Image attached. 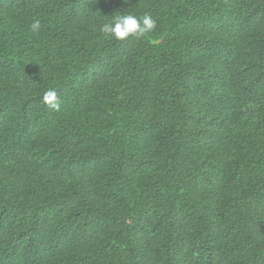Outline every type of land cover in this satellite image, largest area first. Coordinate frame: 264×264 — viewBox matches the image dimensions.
<instances>
[{"label":"trees","instance_id":"1","mask_svg":"<svg viewBox=\"0 0 264 264\" xmlns=\"http://www.w3.org/2000/svg\"><path fill=\"white\" fill-rule=\"evenodd\" d=\"M0 264H264V0H0Z\"/></svg>","mask_w":264,"mask_h":264},{"label":"clouds","instance_id":"2","mask_svg":"<svg viewBox=\"0 0 264 264\" xmlns=\"http://www.w3.org/2000/svg\"><path fill=\"white\" fill-rule=\"evenodd\" d=\"M157 26V21L149 15L137 17L135 15H120L116 16L112 21L104 23L101 31L109 37H114L119 40L135 36L137 38L144 37L152 32ZM39 30V23L32 25V31ZM43 102L48 106L59 109L57 102V93L54 90L47 91L43 96Z\"/></svg>","mask_w":264,"mask_h":264}]
</instances>
